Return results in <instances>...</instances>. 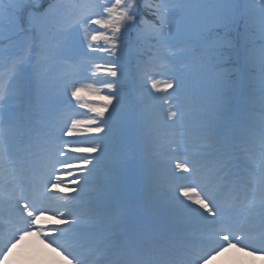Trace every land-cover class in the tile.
Masks as SVG:
<instances>
[{
    "label": "snow or ice",
    "instance_id": "6c2138e0",
    "mask_svg": "<svg viewBox=\"0 0 264 264\" xmlns=\"http://www.w3.org/2000/svg\"><path fill=\"white\" fill-rule=\"evenodd\" d=\"M139 6L0 0V34L28 41L0 65V264L37 259L18 251L29 237L47 264L264 253V0H145L151 20ZM52 62L71 70L53 81Z\"/></svg>",
    "mask_w": 264,
    "mask_h": 264
},
{
    "label": "rangeland",
    "instance_id": "374dc122",
    "mask_svg": "<svg viewBox=\"0 0 264 264\" xmlns=\"http://www.w3.org/2000/svg\"><path fill=\"white\" fill-rule=\"evenodd\" d=\"M48 5V4H47ZM47 5H45V6H47ZM44 6V7H45ZM141 13V11L138 9V13ZM18 36V35H17ZM5 37H6V35L5 34H0V48L1 47H4V50L5 49H7V47L8 46H15V44H16V37H13L12 39H10V41L9 42H7V40L5 39ZM17 43H19V42H17ZM4 50L2 51V52H4ZM10 50H13V48H10ZM1 52V53H2ZM3 54H5V53H3ZM98 60V62H99V59H97ZM96 60V61H97ZM48 67H50V71H51V76H52V79H53V81H55V79L59 76V69L62 67L60 64H58V63H56V62H52L51 63V65H49ZM63 70L64 71H69V70H71V69H69V68H67V67H64L63 66ZM136 70H132V72H130L129 73V75H130V82L132 83V86L130 87V89L128 90V89H126V92H128V91H131L133 94H135L136 95V92H137V94L138 95H136L137 97L139 96V94L140 95H142L143 94V92H144V90H143V88L142 87H140V86H138V84H137V81L135 82V77H137V74H136V72H135ZM62 71H60V73H61ZM133 78V79H132ZM166 77H157V79H165ZM132 80H134V82L132 81ZM86 83H92L93 81H91V80H86L85 81ZM96 87H100V85L97 83L96 85H95ZM101 94L102 95H106L107 94V92L106 91H103L102 90V92H101ZM90 99H92V97H89ZM80 113H81V115H79L78 117H74V118H81V119H86L87 117H88V115H90L89 113H87V110L86 109H80ZM66 139H73V138H70V137H65ZM89 146H91L90 144H88V143H79V144H73L71 147H89ZM73 155H80V153H73ZM75 163H77V161H75V160H72V159H70L69 160V164L70 165H72V164H75ZM58 167V166H57ZM56 175H59L60 177H61V180H62V183L63 184H71V182H72V180L74 179V178H76V172L73 170V169H69V171H67V172H64V171H60V172H57L56 173ZM201 176L202 177H207L208 176V172H207V169H203L202 171H201ZM53 178H55V177H53ZM209 189L210 190H213V191H215L216 190V185H217V181H213V180H211L210 178H209ZM224 195H226V192L224 193ZM221 198L223 199V196H221ZM50 215V214H49ZM5 218V217H4ZM6 219V218H5ZM54 221H45L44 223H53ZM193 231H194V229H193ZM43 238H41V240H42ZM194 239H195V237H194ZM46 245V244H45ZM238 247V249H241L242 250V253H243V251H247V252H249V254H246L245 253V255H244V257L242 256V258H240L239 256H237L234 260H232V261H222V264H262L261 262H264V261H262V260H254L253 258H251V257H249V255H252V257H256L257 258V256H260V257H263L264 256V254L263 253H257L256 252V254H258L257 256H255V255H253V254H250V250L252 251V249L251 248H249V249H243V247H242V245H237ZM28 252H31V253H33V256H35V257H37V259H29L28 261L30 262L29 264H44L45 263V258L42 256V252H41V250L40 249H36V250H32V249H30V248H28V250H27ZM244 254V253H243ZM255 258V259H256ZM247 259V260H246ZM250 261H249V260ZM258 259H262V258H259L258 257ZM213 261V260H212ZM212 261H210L208 264H212L213 262ZM214 262H215V260H214Z\"/></svg>",
    "mask_w": 264,
    "mask_h": 264
},
{
    "label": "trees",
    "instance_id": "16d2710c",
    "mask_svg": "<svg viewBox=\"0 0 264 264\" xmlns=\"http://www.w3.org/2000/svg\"><path fill=\"white\" fill-rule=\"evenodd\" d=\"M72 0H43V4L44 6L47 5L48 3H59V4H67V3H71ZM144 4H145V0H140V6H139V10L141 11V13L139 12V15L142 17V18H147L149 20H151V15L149 13V11L144 7ZM47 7V6H45ZM139 29H133L129 35H128V39L131 43H135L136 41V35H137V31ZM7 36H9L10 34H7V33H4ZM5 39L7 40V42L10 41V39H12L13 37H16V41L19 42L17 43L16 42V45L15 46H11L10 48H13V50H10V48L7 49V51H5V56H3V54L1 55L0 54V65H2L5 60H7L8 58L10 57H15V56H20V55H25L26 52L25 50L27 49L28 47V41L26 40V37L24 35H10V38H6ZM52 45L55 47L57 44H58V41L56 39H53L51 41ZM2 49V48H1ZM2 52V50L0 51ZM147 55L145 56V59H147ZM104 61L99 59V62L98 60L96 61V63H103ZM33 63H34V60H33ZM132 70H136V74H137V77H138V73H139V67H138V64L134 65V64H128L125 71H126V89H130V87L132 86V83L129 81L131 78H130V75L129 73L132 72ZM25 71L27 73H31L33 71V68L31 65H26L25 67ZM59 71V75L63 72H65L63 70V66L58 70ZM60 71H62L60 73ZM137 77H135V82L137 81ZM130 78V79H129ZM133 79V78H132ZM134 82V80H132ZM141 87V86H140ZM125 89V91H126ZM135 95V94H134ZM136 95L137 92H136ZM141 97V95L139 94L138 98Z\"/></svg>",
    "mask_w": 264,
    "mask_h": 264
},
{
    "label": "bare ground",
    "instance_id": "6f19581e",
    "mask_svg": "<svg viewBox=\"0 0 264 264\" xmlns=\"http://www.w3.org/2000/svg\"><path fill=\"white\" fill-rule=\"evenodd\" d=\"M237 247L238 246H236L235 248L229 247L225 251L218 252V254L214 256L213 261H212L213 262L212 264H222V261L223 262L224 261L225 262L226 261H232L237 256H239L240 258H242V256L244 257L245 253L246 254H249V252H247V251H243V253H244L243 254L242 253V250L241 249H238ZM28 248H30L32 250L40 249L41 252H42V256L45 258L44 259L45 260V263L44 264H47V261L49 259H56L55 258V254L52 253L51 250L48 249L45 244H42L41 243V240L39 238H37V237H29V238H27L23 242V244L20 246V249H18V251H26V252H28L27 251ZM249 257L253 258L254 260H262V261H264V258L258 259L256 257H252V255H249ZM214 260H215V262H214ZM29 261H27L26 264H29L30 263ZM261 263L264 264V262H261Z\"/></svg>",
    "mask_w": 264,
    "mask_h": 264
}]
</instances>
